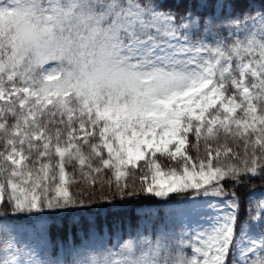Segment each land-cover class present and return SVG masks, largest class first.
I'll use <instances>...</instances> for the list:
<instances>
[{
    "label": "snow or ice",
    "instance_id": "6c2138e0",
    "mask_svg": "<svg viewBox=\"0 0 264 264\" xmlns=\"http://www.w3.org/2000/svg\"><path fill=\"white\" fill-rule=\"evenodd\" d=\"M235 4L0 0V264H264V193L243 218L237 193L264 178V0ZM173 194L40 258L46 213Z\"/></svg>",
    "mask_w": 264,
    "mask_h": 264
},
{
    "label": "trees",
    "instance_id": "16d2710c",
    "mask_svg": "<svg viewBox=\"0 0 264 264\" xmlns=\"http://www.w3.org/2000/svg\"><path fill=\"white\" fill-rule=\"evenodd\" d=\"M189 0H167V5L176 9L178 12H182L188 6ZM250 6L249 0H236L235 8L243 10ZM201 155H203V145H201ZM190 152L195 156V151L190 149ZM163 163V161H162ZM70 171V170H69ZM139 174V173H138ZM110 173L104 174V179L110 177ZM81 184H73L71 191L76 193L79 191ZM137 186L139 181L137 180ZM264 193V178L251 179L244 186L237 189V193L241 202V218L244 217V209L247 206L246 197L250 193ZM184 202L180 197L173 194L170 198H154L150 196L141 195L138 198L128 199L120 201L117 199L113 204H106L100 201H93L91 207L85 210H72V211H57L46 213V219L50 225V241L48 245L43 248L41 253V259L52 260H71L72 250L74 246H79L83 243L84 251H102L104 246L109 240L112 243L117 242L116 228L113 227L119 224L123 229L127 226L136 228L138 221L141 217L137 213V209L155 207L163 209L166 206H172L176 203ZM161 218L164 216V212L160 213ZM80 221V225L73 224V218ZM94 218L98 226L104 225V233H97L95 237H89L87 235L88 219ZM12 218H10L11 220ZM19 219L23 220L24 217ZM159 223V221H157ZM83 228V232L77 234V228ZM71 234V237L69 236ZM110 246V245H109Z\"/></svg>",
    "mask_w": 264,
    "mask_h": 264
},
{
    "label": "rangeland",
    "instance_id": "374dc122",
    "mask_svg": "<svg viewBox=\"0 0 264 264\" xmlns=\"http://www.w3.org/2000/svg\"><path fill=\"white\" fill-rule=\"evenodd\" d=\"M259 194H261V193H259ZM259 194H256V195L259 196ZM182 203H184V202L176 203V204H173L172 206H180Z\"/></svg>",
    "mask_w": 264,
    "mask_h": 264
}]
</instances>
